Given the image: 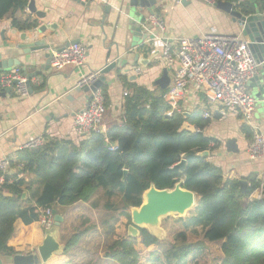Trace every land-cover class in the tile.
I'll use <instances>...</instances> for the list:
<instances>
[{"label":"trees","instance_id":"1","mask_svg":"<svg viewBox=\"0 0 264 264\" xmlns=\"http://www.w3.org/2000/svg\"><path fill=\"white\" fill-rule=\"evenodd\" d=\"M30 1L0 0V21L25 10ZM237 9L244 15L263 13L264 0H245ZM11 26L25 31L35 29L37 23L13 18ZM119 79L127 90L120 125L106 132H92L78 143L43 136L42 146L21 149L6 159L8 168L0 171V255L24 254L33 224L46 209L87 203L102 189L104 211L118 212L130 224V208L142 204V195L151 186L171 190L180 184L194 193L195 206L189 216L178 218L181 229L168 248L159 254V241L146 229H139L136 238L125 233L112 241L101 257L116 264H138L141 249H145L151 264H199L208 245H216L220 255L213 264H264V198H250L259 181L248 177L249 186L243 193L238 180L226 179L222 170L209 162V156H199L219 144L202 134L208 120L200 114L168 115L170 106L163 99L166 90L152 91ZM100 89L106 108V87ZM186 124L198 132L190 131ZM244 131L251 136L248 129ZM181 161L185 162L183 170L177 166ZM22 175L40 180L43 186L38 195L26 197L30 189L24 188ZM116 199L118 205L114 204ZM17 220L22 227L15 237L13 225ZM87 230L74 232L55 261L66 263V254ZM189 233L195 242L188 240ZM49 260L40 264H51Z\"/></svg>","mask_w":264,"mask_h":264},{"label":"crops","instance_id":"2","mask_svg":"<svg viewBox=\"0 0 264 264\" xmlns=\"http://www.w3.org/2000/svg\"><path fill=\"white\" fill-rule=\"evenodd\" d=\"M33 1L35 10L44 14L43 19L30 13L27 7L0 21L1 59H16L24 67L16 68L22 74L24 69L26 73L36 71L37 66H33L28 57L16 55L17 45L22 44L20 40L22 35H25L29 41L46 39L51 46V53L64 48L68 43L77 41V44L86 47L87 57L85 64L78 69L65 67L61 71H54L50 66L41 76L34 78L35 82L30 84L31 89L24 97L18 96L13 90L7 93L5 91L7 88H0V161L13 157L30 139L47 136L78 143L80 139L74 135V116L88 104L87 95L76 91L78 83L83 77L100 71L106 64L116 60L118 63L126 62L122 70L118 72L113 70L105 75L103 85L106 87L108 107L99 129L102 132L122 123V103L127 90L119 77L124 78L127 83H135L149 90L159 91L160 89L154 84L160 78L162 70L167 68L170 78L173 74V68L167 66L162 59V42L158 40L152 41V48L138 53L145 59H151L146 63L147 66L144 68L137 64L132 67L135 45L131 44V33L122 12L130 0H100L89 4H82L78 0ZM107 8L110 10H106ZM152 11L154 17L162 22L164 30L160 32L154 29L150 38L155 32L163 40H172L175 46L180 39H195L209 34L212 30H216L222 36L237 37L247 41L241 37L237 23L215 6L194 0H157ZM142 14L144 22L152 17L146 11ZM13 18L21 22L26 20L36 22L37 27L33 30L19 31L11 26ZM39 29L43 32L39 33ZM50 38H53L54 42H51ZM42 54L43 52L37 55ZM39 59L35 65H43L45 60ZM180 104L189 114L198 113L202 116L205 110L203 98L194 87L186 90ZM207 110L211 113V118L202 134L219 143L216 149L209 152V162L219 167L226 179L239 181L254 177L264 183V157L251 160L247 153L254 132L264 133V126L258 124L255 111L247 118L229 111L222 119L216 111H211L209 108ZM186 126L190 131L196 129L189 124ZM245 128L250 131V137H247ZM232 140L236 146L234 144L233 147L226 146L228 141ZM234 147L237 152L229 150ZM21 177L25 180L24 188L30 189L26 192V197L40 193L43 186L40 180L33 175ZM247 186H249L248 181ZM105 203L104 192L99 189L87 203L79 202L69 207L56 208V213L62 218L61 224L56 229V237L60 245L64 247L65 242L74 232L88 230L83 237L84 241L68 251L66 263L55 261L61 256L62 252H60L53 254L49 260H52L51 264H116L101 257L105 248L116 240L112 232L113 215L111 214V219L106 215ZM13 227V235L16 237L21 232V221L17 220ZM44 237L45 230L39 221L35 222L24 255L36 252ZM192 238L194 237L189 233L188 240L195 242L196 239ZM11 259L12 257L0 255L1 264H12Z\"/></svg>","mask_w":264,"mask_h":264},{"label":"built area","instance_id":"3","mask_svg":"<svg viewBox=\"0 0 264 264\" xmlns=\"http://www.w3.org/2000/svg\"><path fill=\"white\" fill-rule=\"evenodd\" d=\"M82 4H89L100 0H78ZM214 6V0H194ZM237 8L245 0H226ZM145 20L143 28L152 33L154 29L162 32V22L154 15ZM162 42L161 56L167 66L173 68L170 84L163 95L164 101L170 106L168 115L173 113H186L181 107V101L189 87H194L201 94L205 103L202 118L209 120L211 111H216L221 118L227 112L233 111L243 118L249 117L255 109V99L248 92V84L260 69L261 63L257 62L250 50L248 41L237 37L219 35L216 30L195 39H180L174 45L172 40H163L158 35L152 36V41ZM87 49L84 45L73 44L60 51H53L50 66L54 71H61L65 67L78 69L85 64ZM99 72L83 77L78 86H89L99 78ZM14 82H16L14 84ZM34 78L30 80V84ZM28 80L19 69L5 72L0 75V88H11L20 97L28 93ZM127 93H124L126 95ZM105 100L100 88L90 93V100L85 109L74 116V135L82 140L92 132L100 129L105 113ZM198 132L197 128L194 130ZM41 138L30 139L21 149L42 146ZM20 149V150H21ZM110 149L113 150L111 147ZM251 160L264 157V133L254 132L252 143L248 148ZM8 161H0V171L8 168ZM19 168L22 165L18 166ZM0 177V183H2ZM251 199L264 198V183L259 181V187L253 192ZM39 223L46 231L54 225V214L51 209L41 212Z\"/></svg>","mask_w":264,"mask_h":264},{"label":"water","instance_id":"4","mask_svg":"<svg viewBox=\"0 0 264 264\" xmlns=\"http://www.w3.org/2000/svg\"><path fill=\"white\" fill-rule=\"evenodd\" d=\"M157 0H130L128 5L122 10L126 20V24L131 33V44L134 46L135 51L133 56L132 67L139 64L144 68L147 66L146 63L150 62V58L145 59L138 53L145 51L146 49L152 48L151 33L147 32L143 28L144 16L143 11L153 15L152 7L155 5ZM252 2V0H251ZM217 9L228 14L234 23H237L239 27V33L242 38L248 41L251 52L253 53L257 62L261 63L258 74L252 78L248 84V92L255 99V117L258 124L264 126V12L255 13L252 15H244L230 2H216L214 5ZM106 10H110L107 8ZM28 11L34 14L39 19L44 18V14L35 10L34 1L31 0L28 4ZM109 12V11H108ZM39 33L43 30L39 29ZM153 35H156L153 32ZM150 38V39H149ZM22 41L21 45H17L16 55L18 57L26 56L33 66H37L36 71L32 73H26L23 71L24 76L27 78L28 92L30 91V80L41 76L42 72L47 71L50 67L51 58V46L47 43L46 39L39 41H29L25 35L20 38ZM49 40V39H48ZM51 42H54L53 38H50ZM140 42V43H139ZM77 44V41L71 42L65 45L66 48L69 45ZM63 49V48H62ZM55 50V51H60ZM43 52L42 55H37ZM44 59L43 65H35L38 59ZM39 59V60H40ZM126 65L125 61L117 62L113 61L106 64L99 72V78L89 86H78L76 91L82 92L87 95V100H90V93H93L96 89L101 88L105 81V75L111 71L122 70ZM16 68H24L23 65L16 61L14 58L1 59L0 55V75L12 71ZM126 72V71H125ZM171 78L168 75L167 68L162 70L160 78L155 82L160 90H166L170 84ZM16 82H14L15 84ZM7 93L11 92V88L5 90ZM234 141H228L226 146L233 147ZM230 151L237 152L236 147L229 149ZM199 156H209V152L205 151L199 153ZM184 161H181L177 166L180 170H183ZM126 172H124V176ZM240 189L243 193L247 189V181L239 180ZM195 206V195L193 192L181 188L180 184L175 185L171 190H157L154 186H151L142 195V204L138 207L130 208V220L131 223L127 227V236L136 238L139 236V229H146L151 236L160 240L163 238L165 231L160 226L161 219L170 215L183 217ZM54 214V225L45 231V237L42 244L37 248V251L31 254H18L12 257V264H40L46 263L53 254H58L63 251V246L60 245L56 237V229L62 222L60 215L53 211ZM1 264V261H0Z\"/></svg>","mask_w":264,"mask_h":264},{"label":"rangeland","instance_id":"5","mask_svg":"<svg viewBox=\"0 0 264 264\" xmlns=\"http://www.w3.org/2000/svg\"><path fill=\"white\" fill-rule=\"evenodd\" d=\"M114 204L118 205V199L114 201ZM105 212V211H104ZM130 213V210H129ZM106 215L110 218L111 214L106 212ZM113 216V233L114 237L117 239L120 236L124 235L125 233L127 234V227L129 225L128 219L125 216H121L117 213L112 214ZM187 215L189 216L190 214H186L183 217H178V216H173L170 215L168 217L162 218L161 219V227L164 229L165 234L162 239L158 240L159 241V254L162 253L166 248L170 246V242L172 241L174 234L177 233L181 227L179 225L178 218H186ZM111 219V218H110ZM194 240V238H192ZM82 241H84V238H82L79 243L81 244ZM74 248V247H73ZM148 251L145 249H141V254H140V259L138 264H151L148 262L147 257H148ZM220 252L219 249L216 245H208L207 251L204 253V258H202L199 261V264H213L217 258H219ZM213 260H215L213 262ZM213 262V263H211Z\"/></svg>","mask_w":264,"mask_h":264}]
</instances>
